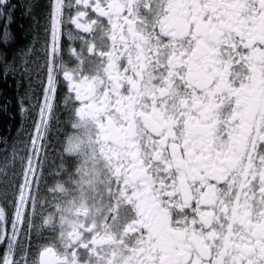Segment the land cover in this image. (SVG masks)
Masks as SVG:
<instances>
[{"label":"snow or ice","instance_id":"obj_1","mask_svg":"<svg viewBox=\"0 0 264 264\" xmlns=\"http://www.w3.org/2000/svg\"><path fill=\"white\" fill-rule=\"evenodd\" d=\"M0 74V264H264V0H0Z\"/></svg>","mask_w":264,"mask_h":264},{"label":"trees","instance_id":"obj_2","mask_svg":"<svg viewBox=\"0 0 264 264\" xmlns=\"http://www.w3.org/2000/svg\"><path fill=\"white\" fill-rule=\"evenodd\" d=\"M23 95V91L19 90L18 85L9 76L0 74V137L8 138L10 144L17 136V130L21 128L22 123L23 127L29 130L33 127L35 114L28 112L22 116L20 112V99ZM26 135L27 133L20 139Z\"/></svg>","mask_w":264,"mask_h":264},{"label":"flooded vegetation","instance_id":"obj_3","mask_svg":"<svg viewBox=\"0 0 264 264\" xmlns=\"http://www.w3.org/2000/svg\"><path fill=\"white\" fill-rule=\"evenodd\" d=\"M13 2L20 4L21 0H13ZM26 26H27V20L25 16L22 14V10L17 9L14 13L13 20L10 24V29L12 30L13 34H15L14 36L17 37L21 45H23L24 43L31 42L30 39H26V33H25ZM17 32L20 34H17ZM42 57H43V52L40 51V46L38 45L36 54L35 56H33V59H38ZM38 62L43 63V59H38ZM8 76L11 78L12 81H14L16 85H18L17 80L12 75H8ZM34 87H38V83L35 81H34ZM25 88H27L26 85H24L23 87H19V90L23 91L24 93ZM57 116H60L62 119L66 118V114H62L61 112H58ZM53 124L55 125V120L53 121ZM57 136H58V133L56 131L55 126H53L52 131H51V137H52L51 143L53 145H55L56 143ZM50 152H51V149H50ZM53 155L55 154L53 153Z\"/></svg>","mask_w":264,"mask_h":264},{"label":"rangeland","instance_id":"obj_4","mask_svg":"<svg viewBox=\"0 0 264 264\" xmlns=\"http://www.w3.org/2000/svg\"><path fill=\"white\" fill-rule=\"evenodd\" d=\"M26 85V87H27V84H25ZM37 112H38V110H37ZM35 118H36V114H35ZM33 127H34V125H33ZM32 127V128H33ZM25 138V137H24ZM24 138H21V139H24ZM21 147H23V145H20Z\"/></svg>","mask_w":264,"mask_h":264}]
</instances>
